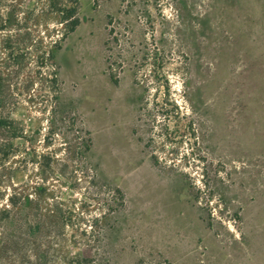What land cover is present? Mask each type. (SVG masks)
<instances>
[{"label": "rangeland", "instance_id": "1", "mask_svg": "<svg viewBox=\"0 0 264 264\" xmlns=\"http://www.w3.org/2000/svg\"><path fill=\"white\" fill-rule=\"evenodd\" d=\"M79 3L57 61L91 150L83 161L76 131L52 142L78 166L63 179L60 237L5 264H264V0ZM144 79L184 114L157 151L176 167L153 164L148 143L164 141L140 110ZM15 117L38 132L35 114Z\"/></svg>", "mask_w": 264, "mask_h": 264}, {"label": "trees", "instance_id": "2", "mask_svg": "<svg viewBox=\"0 0 264 264\" xmlns=\"http://www.w3.org/2000/svg\"><path fill=\"white\" fill-rule=\"evenodd\" d=\"M80 9L79 0H0V197L7 198H0L6 201L0 207V264L29 259V253L38 249V239L50 243L60 237L63 179H76L78 166L71 153L61 156L52 142L65 140L67 132L76 131L83 161L91 150L90 132L75 112L63 107L57 61L65 42L81 25ZM156 55L151 57L154 65ZM141 83L145 98L140 110L164 141L153 136L148 143L153 164L176 167L157 151L177 140L178 130H172L170 123L184 117L182 109L168 85L163 86L162 96L157 81L144 79ZM155 83L156 92L151 94ZM21 109L37 116V133L28 132L15 117ZM139 121H143L140 116ZM192 130L196 138L193 126ZM21 173L27 180L16 183ZM118 192L124 201L122 191ZM62 264L94 261L66 256Z\"/></svg>", "mask_w": 264, "mask_h": 264}]
</instances>
